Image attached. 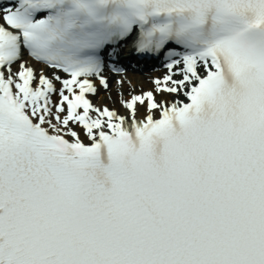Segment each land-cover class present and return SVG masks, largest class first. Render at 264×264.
<instances>
[{
    "label": "snow or ice",
    "instance_id": "6c2138e0",
    "mask_svg": "<svg viewBox=\"0 0 264 264\" xmlns=\"http://www.w3.org/2000/svg\"><path fill=\"white\" fill-rule=\"evenodd\" d=\"M0 264H264V0L0 2Z\"/></svg>",
    "mask_w": 264,
    "mask_h": 264
},
{
    "label": "bare ground",
    "instance_id": "6f19581e",
    "mask_svg": "<svg viewBox=\"0 0 264 264\" xmlns=\"http://www.w3.org/2000/svg\"><path fill=\"white\" fill-rule=\"evenodd\" d=\"M29 63L34 65L31 61ZM130 79L134 87H130L126 89L119 88L116 90L115 93L112 89L108 93L107 92L103 93L102 91H99L98 96L93 97L94 103L98 105L106 104L107 106L117 108L121 112H126L127 109L124 108V106L121 104V97L119 98V95H121V93H123L124 98H127L129 94L132 92L140 93L142 89L139 91L138 88L143 87L145 90L154 89V87H152L150 83L144 81V78L142 75L132 74L130 75ZM138 86H141V87H138ZM157 98L158 99H161V98L170 99L171 97H170V94L168 93H157ZM142 114H143V110H141V112L138 113V115H142Z\"/></svg>",
    "mask_w": 264,
    "mask_h": 264
}]
</instances>
